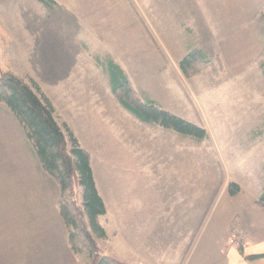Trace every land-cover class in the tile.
Masks as SVG:
<instances>
[{
  "label": "rangeland",
  "instance_id": "rangeland-1",
  "mask_svg": "<svg viewBox=\"0 0 264 264\" xmlns=\"http://www.w3.org/2000/svg\"><path fill=\"white\" fill-rule=\"evenodd\" d=\"M55 1L58 7L49 8L38 0H0V77L18 75L30 85L37 84L50 99L60 125L91 154L108 219L122 213L126 222L142 218L147 224L151 218L146 214L152 208L165 210L172 204H202L215 212L247 202L248 195L262 187L264 112L257 115L261 125L254 126L253 115L241 107L245 95L264 92V85L257 80L228 81L239 68L225 66L218 55L209 56L215 61L216 74L208 67L186 77L180 62L152 34L158 0ZM109 58L124 69L142 99L154 100L204 127L208 137L198 140L134 117L111 90L103 69ZM247 74V67L237 73ZM252 74L258 78V72ZM10 112L17 125L14 139L22 148L26 140L38 160L23 127ZM2 117L0 122L6 123ZM17 130L25 140L17 136ZM4 143L0 139V145ZM17 160L9 148L0 149V264H34L28 261L27 251L22 254L26 227L8 178L18 174ZM27 163L29 173L35 164ZM46 176L47 264H76L57 207L59 185ZM233 183L244 189L241 195L230 194ZM75 189L79 195V188ZM105 218H101L103 225ZM190 229L193 245L198 229L195 225ZM44 232L43 228V237ZM106 241L98 239L104 253L112 247Z\"/></svg>",
  "mask_w": 264,
  "mask_h": 264
},
{
  "label": "crops",
  "instance_id": "crops-1",
  "mask_svg": "<svg viewBox=\"0 0 264 264\" xmlns=\"http://www.w3.org/2000/svg\"><path fill=\"white\" fill-rule=\"evenodd\" d=\"M157 3L152 34L166 46L171 58L179 63L191 49L198 48L211 58L218 55L227 67L239 68L237 73L248 68L249 74L236 73L228 81L239 79L254 83L257 80L264 85L259 58L264 51V0H158ZM252 71L259 73L258 78L252 76ZM245 96L241 108L253 115L254 126H260L262 121L257 122V115L264 112V92L250 91L249 96ZM10 111L7 105L0 103V116H5L2 118L7 121L0 122V139L7 142L2 145L18 159L16 168L20 169L18 174L8 175V178L22 226L26 227L22 254L27 251L29 262L47 264L48 207L44 200L48 173L39 159L34 158L31 146H26L23 134L17 130V136L25 140L24 148L14 139L13 129L17 125ZM3 146L0 145V149ZM29 160L35 164L30 170L34 174L28 173ZM260 175L264 177V173ZM263 188L264 183L248 195L247 202L230 204L215 212L207 211L202 204H172L165 210L152 208L151 213L146 214L151 218L147 224L142 218L126 222L122 213H114L111 221L107 218V207L104 227L106 242L112 247L105 253L131 264H264V210L254 206ZM243 191L241 189L237 196ZM128 223L134 225L128 226ZM192 225L198 229L193 245ZM235 237L237 241L230 242Z\"/></svg>",
  "mask_w": 264,
  "mask_h": 264
},
{
  "label": "trees",
  "instance_id": "trees-1",
  "mask_svg": "<svg viewBox=\"0 0 264 264\" xmlns=\"http://www.w3.org/2000/svg\"><path fill=\"white\" fill-rule=\"evenodd\" d=\"M38 1L49 8L58 7L55 0ZM260 59L264 73V51ZM214 62L201 49L193 48L179 66L186 77H192L208 67L216 74ZM103 69L109 75L111 90L119 103L141 122L172 129L198 140L208 137L204 127L162 108L154 100L142 99L124 69L112 58L107 59ZM0 103L13 112L32 143L43 170L59 185L57 207L76 264H128L106 255L98 243V239L107 238L101 221L107 214V207L95 182L92 157L74 134L60 125L50 99L41 93L37 84L30 85L18 75L8 73L0 77ZM76 187L80 190L79 195ZM229 187L231 195L240 192L237 184ZM77 196H80V203ZM254 205L264 210V188Z\"/></svg>",
  "mask_w": 264,
  "mask_h": 264
},
{
  "label": "built area",
  "instance_id": "built-area-1",
  "mask_svg": "<svg viewBox=\"0 0 264 264\" xmlns=\"http://www.w3.org/2000/svg\"><path fill=\"white\" fill-rule=\"evenodd\" d=\"M235 241H237V237H235V238H233V239L231 240L232 243H234Z\"/></svg>",
  "mask_w": 264,
  "mask_h": 264
}]
</instances>
